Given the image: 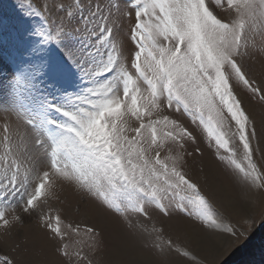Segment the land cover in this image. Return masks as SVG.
I'll list each match as a JSON object with an SVG mask.
<instances>
[{
    "label": "snow or ice",
    "instance_id": "6c2138e0",
    "mask_svg": "<svg viewBox=\"0 0 264 264\" xmlns=\"http://www.w3.org/2000/svg\"><path fill=\"white\" fill-rule=\"evenodd\" d=\"M226 5L236 14L232 24L221 22L207 0H129L126 7L135 14L137 49L129 66L119 63L115 48L108 50L109 31L100 27L99 34L93 32L87 25L94 21L80 14L85 31L94 38L90 46L85 42L80 55L74 54L66 32L41 34L45 53L41 71L54 88L59 85L62 89L29 110L42 138L40 149L48 170H42L40 182L30 187L31 174L37 170L35 157L27 150L9 149L12 158L0 161V227H9L5 209L14 198L23 200L25 213L34 212L38 202L46 201L51 195L52 172L65 180L75 179L117 214L144 215L146 203L167 214L163 201L169 200L181 205L186 201L201 216H208L206 200L198 189L160 159L168 142L183 147L181 138L191 139L189 133L164 130L158 138V126H179L167 116L153 117L163 111L162 101L168 110H182L199 122L217 149L234 157L223 131L226 113L236 126L234 135L243 152L251 157L248 117L233 94L229 76L264 99L237 63L248 47L246 29L259 26L264 34V0H226ZM67 15L73 16L71 12ZM73 82L75 88L67 86ZM127 117L139 124L131 140L125 135ZM144 130L150 132L147 147L141 138ZM0 131L9 134L8 129ZM153 149L155 154L150 157ZM230 162L244 172L235 159ZM49 219L48 230L64 239L60 217ZM0 264L12 261L0 256Z\"/></svg>",
    "mask_w": 264,
    "mask_h": 264
},
{
    "label": "rangeland",
    "instance_id": "374dc122",
    "mask_svg": "<svg viewBox=\"0 0 264 264\" xmlns=\"http://www.w3.org/2000/svg\"><path fill=\"white\" fill-rule=\"evenodd\" d=\"M207 2L221 22L232 24L236 19L235 12L227 10L226 0ZM127 3L129 0H0V103L6 105L0 106V129L9 130L8 135L0 131V161L5 157L12 158L8 155L9 149L14 152L17 149L27 150L30 157H35L37 168L31 174L30 187L40 182L42 170H48V166L44 161V151L40 149L41 135L30 119L29 110L44 100H51L54 92L62 90L59 85L54 88L41 71L45 63L41 34L54 36L56 31L66 32L73 44L74 54L78 56L85 42L88 46L94 42V38L85 31L86 25L80 19L82 15L94 21L87 25L93 32L99 34L100 27L109 31L108 50L115 48L119 63L129 66L137 49L133 37L135 14L126 7ZM69 12L76 16L75 20L73 16L67 15ZM69 20H72L71 24ZM246 35V54L238 57L237 63L246 79L264 95V34L257 26L256 29H246ZM229 80L233 94L248 117L246 131L251 157L243 152L238 137L234 135L236 126L226 113L223 131L229 140L230 151L235 153L234 157L217 149L199 122L193 121L182 110L177 112L175 107L168 110L162 101L163 111L158 113V117H153L167 116L179 126L175 129L171 125L167 129L158 126V138L162 137L164 130L176 133L183 129L189 133L191 139L181 138L183 147L168 142L160 152V159L169 169L178 170L198 189L200 196L206 200L208 216H201L198 209L186 201L181 205L179 201L170 203L169 200L163 201L167 214L147 203L143 205L144 215L133 212L117 214L75 179L65 180L62 174L52 172L49 176L52 181L51 195L46 201L38 202L34 212L25 213L23 200L19 197L14 198L11 206L5 209L9 227L0 228V256L11 259L12 264H114L115 261L109 255L113 254L111 250L114 246L108 234V221L121 229L127 238L122 244L133 250L128 259H119L126 264H264V99L244 88L231 75ZM67 86L75 88L77 85L73 82ZM141 87L143 89L144 86ZM7 115L17 120L16 125L13 121L3 119ZM138 127L135 119L126 118L125 135L129 140L135 138L134 130ZM141 138L147 147L150 132L144 130ZM155 151L151 150L148 155L153 157ZM232 159L241 165L244 172L235 168L230 162ZM207 161L218 170L214 176L215 183L225 180L229 186L222 184L224 182L221 184L232 191L226 190L229 193L226 200L210 188L208 172L205 170ZM68 189H71L70 195L67 194ZM61 193L63 196L59 195ZM254 195L255 200H249V196L254 198ZM89 200L99 205L105 221L84 212L82 206ZM233 203H238L237 207ZM247 203L249 208L245 207ZM233 205L234 211L231 210ZM107 212L113 216L107 217ZM57 216L61 219L64 239L48 230L47 224L52 223L49 217ZM30 225L32 229L42 231L47 241L53 243L48 245L51 254L47 258L49 263L35 242L39 240L38 233L25 229ZM181 226L184 228L181 229ZM89 228L92 229L91 233L86 231ZM187 229L194 231L192 233ZM197 234L206 238L222 235L225 240L228 239V243L223 245L221 254L213 258V262L207 263L198 253V242L202 239L197 240Z\"/></svg>",
    "mask_w": 264,
    "mask_h": 264
},
{
    "label": "bare ground",
    "instance_id": "6f19581e",
    "mask_svg": "<svg viewBox=\"0 0 264 264\" xmlns=\"http://www.w3.org/2000/svg\"><path fill=\"white\" fill-rule=\"evenodd\" d=\"M219 16V15H218ZM123 30V29H122ZM121 30V31H122ZM124 31V30H123ZM122 31V32H123ZM121 33V32H120ZM121 35V34H120ZM122 42V41H121ZM253 108V107H252ZM251 108V109H252ZM249 110V109H248ZM247 110V111H248ZM1 117V119H2V115L0 116ZM258 117V116H257ZM251 118V117H250ZM3 119H7V120H9V121H13V123H15V125H16V119H14V117H11V116H9V115H7V116H4L3 117ZM254 119H256V118H254ZM259 119H261V118H259ZM254 121V120H253ZM259 121V120H258ZM261 137V136H260ZM263 138V137H262ZM261 138V139H262ZM259 139V138H258ZM262 142H264V141H262ZM263 144V143H262ZM261 144V145H262ZM264 148V147H263ZM262 152V151H261ZM41 161V160H40ZM46 168V167H45ZM42 169V168H41ZM207 172H208V179H209V183H211L210 185H211V187L210 188H212L213 190H214V192L215 193H217V195H219L221 198H224L225 200L227 199L226 198V196H228L227 194H229L228 193V191H231L230 190V188H228L227 187V189H226V185H228L226 182H224L225 180H222L221 182H224V183H222V184H226V185H222L221 184V182H218V183H215V181H214V176L216 175V172L218 173V170H216V166L215 165H213V164H211V162L210 161H207V165H206V169H205ZM38 171H40V170H38ZM36 175V174H35ZM205 177V176H204ZM207 178V177H206ZM63 179L61 178V181H62ZM207 180V179H206ZM55 181H57V180H55ZM208 181V180H207ZM52 182V181H51ZM67 182V181H66ZM70 182V181H69ZM53 185H54V183H53ZM65 185V184H64ZM229 186V185H228ZM54 187V186H53ZM68 188V187H67ZM71 188V187H70ZM55 189V188H54ZM56 190V189H55ZM69 190V192L67 193V194H71V189H68ZM226 190H228V191H226ZM67 191V190H66ZM61 192H63V191H61ZM232 192V191H231ZM230 192V193H231ZM60 196L62 195V193L61 194H59ZM63 196V195H62ZM74 197V196H73ZM251 197H253V196H251ZM250 196H249V200H251V201H254L255 200V195H254V198H251ZM76 198V197H75ZM258 198V197H257ZM260 198H262V196L260 197ZM76 200V199H75ZM259 200V199H258ZM229 201H231V200H229ZM231 203H232V201H231ZM233 204H235V206L236 205H238V203L236 204V203H233ZM244 205V204H243ZM248 206H250L248 203H247V205L245 206L246 208L248 207ZM237 207V206H236ZM249 208V207H248ZM82 209L84 210V212H88L89 214H93V215H96V217H98V219H101L102 221L104 220V216L102 215L103 213H101L102 211H101V208L99 207V205H97L94 201H91V200H89L86 204H85V206H82ZM234 209H235V207H234V205H233V207L231 208V210H233L234 211ZM237 209V208H236ZM6 211V210H5ZM108 213V212H107ZM15 214V213H14ZM20 214V213H19ZM6 215V214H5ZM111 215V214H110ZM109 215V213L107 214V217H109V218H111V216H113V215H111L110 216ZM13 216V215H12ZM158 216V215H157ZM177 216V215H176ZM175 215H174V217H176ZM7 217V216H6ZM105 217H106V215H105ZM9 218H10V215H9ZM113 218H115V217H113ZM21 219V218H20ZM18 220V219H17ZM115 220V219H114ZM11 221H12V219H11ZM105 221V220H104ZM107 221V220H106ZM25 222H26V220H25ZM29 222V221H28ZM27 222V223H28ZM30 223V222H29ZM115 223H117V222H115ZM187 223V222H186ZM118 224V223H117ZM170 224H172V223H170ZM14 225H15V223H14ZM13 225V226H14ZM107 226H109L108 228H109V230H108V234H109V236H110V238H111V241H112V245L114 246V248L111 250L112 252H113V254H109L110 255V257L115 261L114 262V264H126V263H124V262H122L121 260H119L121 257H123V258H129L128 256H130L131 254H132V251L131 250H129V248H127V245H123L122 243L123 242H126L127 241V238L126 237H124V235L122 234V232L120 231L121 229H119V228H117V227H115V226H113V225H111V223L110 222H108L107 221V224H106ZM115 225V224H114ZM118 226V225H117ZM170 226V225H169ZM32 227V225H30V226H27L25 229H28L29 231H32V233L33 232H35L36 231V233H38V239L39 240H36L35 242L37 243V245H38V247H39V249L42 251V254H44V258L46 259V262H50V261H48V257L50 258V256H51V254L49 253V248H48V245L49 244H51L52 242L51 241H47L48 239L44 236V233H42V231L40 232V231H38V229L37 230H35V228H31ZM193 227H195V226H193ZM1 228V227H0ZM184 227L183 226H181V229H183ZM186 228V227H185ZM189 228V227H188ZM173 229V228H172ZM178 229V228H177ZM196 229V228H195ZM14 230H15V228H14ZM1 231H3V230H1ZM6 231V230H5ZM9 231V230H8ZM175 231H176V229H175ZM184 231V230H183ZM187 231H189V232H192L193 233V231L194 230H190V229H187ZM11 232H12V230H11ZM188 232V233H189ZM19 233V232H18ZM175 233V232H174ZM179 233H180V231H179ZM117 234H119L120 236H117ZM195 235V234H194ZM14 236V235H13ZM190 236V235H189ZM200 236H202V235H199V234H197L196 235V237H197V240H198V238H201L202 240H200V242H198V244H200V245H198L197 247L199 248L198 249V253L201 255V257L200 258H203L202 260L203 261H207V263H210L212 260H213V258H215V257H218V255L219 254H221V248L223 247V245H226L227 243H228V239L227 240H225L224 238L225 237H223L222 235H211L213 238H211L210 236H207V238L206 237H204V236H202V237H200ZM183 238V237H182ZM5 239V238H4ZM190 239V238H189ZM5 241H7V240H5ZM10 241V240H9ZM122 241V242H121ZM21 242H22V240H21ZM129 242V241H128ZM6 243H8V242H6ZM194 243V242H193ZM25 244V243H24ZM53 244V243H52ZM192 244V243H191ZM120 245V246H119ZM184 245V244H183ZM14 246V245H13ZM53 249V248H52ZM185 249V248H184ZM190 249V248H189ZM196 249V248H195ZM195 249H193V250H195ZM192 250V249H191ZM52 251V250H51ZM28 252H31V251H28ZM192 252V251H191ZM130 253V254H129ZM40 255V254H39ZM138 255V254H137ZM196 255H198V254H196ZM50 260V259H49ZM200 260V259H199ZM129 261V260H128ZM131 262V261H130ZM213 262V261H212ZM64 263V262H63ZM188 263V262H187Z\"/></svg>",
    "mask_w": 264,
    "mask_h": 264
}]
</instances>
